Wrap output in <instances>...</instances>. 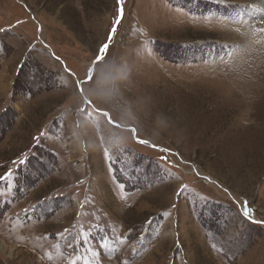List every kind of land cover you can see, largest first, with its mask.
<instances>
[{
	"label": "rangeland",
	"instance_id": "374dc122",
	"mask_svg": "<svg viewBox=\"0 0 264 264\" xmlns=\"http://www.w3.org/2000/svg\"><path fill=\"white\" fill-rule=\"evenodd\" d=\"M244 1L124 0L93 65L117 0H0V264H264V106L259 127L236 109L264 49L235 36L264 11ZM109 57L131 69L110 91Z\"/></svg>",
	"mask_w": 264,
	"mask_h": 264
},
{
	"label": "bare ground",
	"instance_id": "6f19581e",
	"mask_svg": "<svg viewBox=\"0 0 264 264\" xmlns=\"http://www.w3.org/2000/svg\"><path fill=\"white\" fill-rule=\"evenodd\" d=\"M250 1L255 2L256 5H260L261 8L263 7L262 9L264 11V0H250ZM258 31H263V33H260ZM228 33H231V32H228ZM263 34H264V27H258V25H251V28H248L246 30H243V29L242 31L238 30L237 35L235 36L243 37L244 41H248L251 44L250 49H251L252 44L257 46L262 43L263 46L261 47V49L263 50L264 49V35ZM247 53L248 52L238 55V58L241 59L242 62H244V60H246L247 58L243 59V56L246 55ZM242 67L244 66L240 64V68ZM247 68H253V67L248 66ZM232 69L237 71L238 73L239 66H233ZM259 69L260 71H262L261 73L262 78H259L258 79L259 81L257 80V82L256 81L253 82L250 88V89H253L255 87L256 90L252 91L249 89L248 92H246L248 97H246L247 98L246 100H243L244 105H242L239 100H236L237 102L236 109L238 110V112H240V114H242V117H244V118H241L240 126H248V125L254 126L255 125L256 127H259L257 126L258 121L256 120V118H257V112H261V110L259 109L260 104H263L262 108L264 106V59L261 60ZM222 103L228 104L229 102L225 100ZM249 104L251 105L249 106ZM7 256H11V247L9 248L3 240H0V258L4 259Z\"/></svg>",
	"mask_w": 264,
	"mask_h": 264
},
{
	"label": "snow or ice",
	"instance_id": "6c2138e0",
	"mask_svg": "<svg viewBox=\"0 0 264 264\" xmlns=\"http://www.w3.org/2000/svg\"><path fill=\"white\" fill-rule=\"evenodd\" d=\"M123 2H124V0H117L118 5H120V7L118 9L117 17H116V19L114 21L112 30L109 33L108 40L104 44H102L99 47V49L97 50V54L95 56V59L92 61L93 65H96L98 63H101L104 60L105 55L107 54V51L109 49V45L111 44V42H112V40H113V38H114V36L116 34L117 26L119 25L121 19L123 18ZM94 71L95 70L93 68L92 69V74L91 75H87L86 81H82L80 83H91L92 80L94 79ZM74 90H76L77 92H82L83 91V88H81L79 86H74ZM89 108H92L91 102H85V108L82 109L81 111L84 112V113H87V111H88ZM93 111H96L97 114L104 116V118L107 120L108 123H110V124L113 123L110 114L101 112V111H99L97 109H93ZM132 131L135 132V129H132ZM137 142L138 143H142V144H147L148 143L147 140L140 139L139 137H137ZM153 147H156V145H153ZM165 151H168V150L165 149ZM106 154H107V150H106ZM9 175H10V173H9ZM0 179H4V177H0ZM120 187L123 188L124 185L121 184ZM183 190L184 189L181 188V191H183ZM241 214L245 218H247L249 220H252V216L250 214V209L248 208L246 201L244 202V207L242 209ZM253 222H256V223H264L262 221H253ZM101 240L104 241V243L101 245V247L102 248H108L109 247V244L107 242V238L106 237H101ZM74 264H75V262H74Z\"/></svg>",
	"mask_w": 264,
	"mask_h": 264
},
{
	"label": "clouds",
	"instance_id": "9594fccd",
	"mask_svg": "<svg viewBox=\"0 0 264 264\" xmlns=\"http://www.w3.org/2000/svg\"><path fill=\"white\" fill-rule=\"evenodd\" d=\"M105 61L108 63L109 70L96 78V85L110 91L116 88L118 82L130 77L131 69L126 63H117L112 57Z\"/></svg>",
	"mask_w": 264,
	"mask_h": 264
}]
</instances>
